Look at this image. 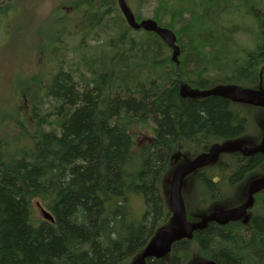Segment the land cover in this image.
I'll list each match as a JSON object with an SVG mask.
<instances>
[{
	"label": "trees",
	"instance_id": "1",
	"mask_svg": "<svg viewBox=\"0 0 264 264\" xmlns=\"http://www.w3.org/2000/svg\"><path fill=\"white\" fill-rule=\"evenodd\" d=\"M127 1L138 21L152 18L174 31L178 67L158 34L127 24L118 0H69L61 4L70 13L57 5L46 21L26 20L20 0H0V23L23 15L27 28L13 42L25 49L11 74L24 111H4L16 128L0 125V264H139L171 216L175 155L183 160L218 142L260 141L261 129L249 137L244 109L257 117L262 109L217 95L185 97L180 85L264 87V0ZM13 50L8 43L3 52ZM196 174L224 178L214 183V196L205 180L183 190L188 213L207 214L213 200L228 203V189L241 198L239 185L264 177V154H223ZM132 197L143 199L138 217ZM252 212L247 225L208 223L174 243L168 257L146 263L264 264V194Z\"/></svg>",
	"mask_w": 264,
	"mask_h": 264
},
{
	"label": "water",
	"instance_id": "2",
	"mask_svg": "<svg viewBox=\"0 0 264 264\" xmlns=\"http://www.w3.org/2000/svg\"><path fill=\"white\" fill-rule=\"evenodd\" d=\"M119 7L122 10L127 23L133 29H144L149 32L158 34L172 49V60L177 67L180 64L179 57L181 48L176 43V35L169 28L163 27L152 18H146L138 21L127 4L126 0H118ZM180 94L189 98H199L211 95H217L229 98L234 101H241L247 104L260 106L264 108V90H254L251 88L241 87L237 85H217L212 89L189 88L184 82L180 85ZM223 152H240L245 156H252L255 153L264 154V118L262 122V138L260 144L256 146H246L243 142L227 141L224 143H215L209 148L205 154L197 156L195 159L185 164H179L172 172L170 179V187L168 191V203L172 216L169 222L160 227L143 252L138 262L139 264H147V258H163L171 251L172 245L183 238H190L195 230L203 229L209 221L220 220L222 222L236 220L248 217V210L253 206L254 194L261 188H264V177L256 178L250 181L246 189V200L238 207L227 210H220L211 215L205 216L199 222H190L187 219L184 201L182 198L181 188L184 178L195 171L199 167L214 162ZM44 218L54 221V218L46 210H42ZM222 218V220L220 219ZM203 264H216L213 260Z\"/></svg>",
	"mask_w": 264,
	"mask_h": 264
},
{
	"label": "rangeland",
	"instance_id": "3",
	"mask_svg": "<svg viewBox=\"0 0 264 264\" xmlns=\"http://www.w3.org/2000/svg\"><path fill=\"white\" fill-rule=\"evenodd\" d=\"M8 1H16V0H8ZM22 3L19 4V6H23V9L19 10L20 12H24L27 13V16L25 17L26 20H28L29 18H35V17H42L41 20H47L48 17H51L52 13L54 12V10L56 9L57 5H61V7L63 6V11L65 13H70L71 9H68L67 7L69 5H65V4H61L64 2H68L69 0H20ZM258 4L260 5L261 2H258ZM144 8V7H143ZM141 9V12L144 14H148L149 12L151 13L150 8H144ZM136 7L133 8V10L135 11ZM10 18H12L13 20L10 21V23L12 24V22H16L13 23L10 26H7L5 21L2 22V24L0 23V41L1 38L4 41V45L1 44V48H0V75H3L5 78L0 77V125L4 127V129H9V121L6 120L5 116H4V111L8 110H13L14 107H17V109L19 108V110L23 109L21 112L24 111V103H23V99H19L16 95V91L14 92L12 89V72L15 71L16 69H19L21 62H22V58L24 57V49H25V44L23 43H18L17 45L13 44L14 40L18 37L19 35V30L20 29H24L26 28V24L22 23L25 19L23 18V15L21 16H17L16 15H10L7 19L9 20ZM27 29V28H26ZM248 36V35H247ZM243 39H246V37H242ZM38 37H36V41L37 43H39V41L37 40ZM242 41L248 45L251 46L254 44L253 41H251L250 43H248L246 40ZM29 42H34V40H30L28 39L26 41L27 45ZM2 43V42H0ZM9 43V46L14 47L13 52L9 54L8 56H6L3 52L6 44ZM91 44H98L99 42L96 41H90ZM101 43V42H100ZM15 83V82H14ZM19 83V82H18ZM245 111H248V116L249 118L247 119V123H248V128L250 130V138H253L255 136V134L258 132V130L260 129L259 127V122H258V118L257 115L259 114V112L255 109H244ZM260 111V110H259ZM262 112V111H261ZM20 117V116H19ZM13 128H16L15 123L13 122L12 124ZM239 197V194L236 190V188H232V189H228L226 194L223 196V200H225L226 202H230L232 199H236ZM134 199H137L139 197H132ZM141 199V198H140ZM138 200V201H137ZM137 200H132V207H134V216L138 217L139 215H141V213L143 212L144 206H143V199H141V203L139 204L138 202L140 201L139 199ZM224 203V202H223ZM38 215H40V211L37 210Z\"/></svg>",
	"mask_w": 264,
	"mask_h": 264
},
{
	"label": "flooded vegetation",
	"instance_id": "4",
	"mask_svg": "<svg viewBox=\"0 0 264 264\" xmlns=\"http://www.w3.org/2000/svg\"><path fill=\"white\" fill-rule=\"evenodd\" d=\"M212 86H214V84H212L211 86H209V87H207V88H210V87H212ZM209 97V96H208ZM201 98V97H200ZM264 111V110H263ZM264 113V112H263ZM258 121L260 122V118H258ZM209 148H210V146L206 149V150H204V152H207L208 150H209ZM221 155H223V154H221ZM221 155H220V157H221ZM214 163H219V160H217L216 162H213L212 164H214ZM211 165V164H210ZM198 170H200V169H198ZM187 179H188V181L186 182V184H185V190L186 191H188V192H191V190L192 189H194L195 188V186H194V184H197V183H199V181L200 180H205L206 181V184H211V185H209V186H207V189L208 190H210L211 192H212V195L214 196V191L216 192V193H220L219 192V187H216V186H214V183L216 184V183H218V182H220V181H222V180H224V178H223V176H209V177H203V178H201V177H198L197 176V174H196V176H193V175H189V176H187ZM233 179V177H231L230 178V181ZM251 179V178H250ZM250 179H247L246 181H245V184H241V185H239L238 187H237V189L238 190H240V193L242 192V197L241 198H238V200L236 201V202H230V203H222V204H218L219 202H215L214 203V200H213V203H212V205H211V209H210V211L209 212H207V214H195L194 212H190V213H188L189 214V218H190V220L191 221H193V222H195V221H199L200 219H202V217H204L205 215H211V214H213V213H215V212H218V211H220V210H227V209H231V208H234V207H237V206H240V205H242L244 202H245V199H244V194H245V192H246V187H247V183L249 182V180ZM208 180V181H207ZM194 193V192H193ZM192 193V194H193ZM222 193V192H221ZM260 194H262V196H263V194H264V188H262L261 189V191L260 192H258V193H256L255 194V201H254V204H253V206L248 210V212H249V217H243V218H240V219H236V220H230V221H226V222H222V221H220V220H212V221H209L208 223L210 224V223H213V225H215V226H218V227H220V228H223V227H231L233 224H238L239 226H241V225H243V224H248V223H245L246 221H247V219L249 220V222H250V220H252V217H253V215H254V213L252 212L253 211V207H254V205H255V203H257V196L258 195H260ZM215 204V205H214ZM186 207H187V205H186ZM221 220H222V218H220ZM209 224H207L204 228H206V227H208V225ZM214 262L216 263V264H218L216 261H215V259H214Z\"/></svg>",
	"mask_w": 264,
	"mask_h": 264
},
{
	"label": "bare ground",
	"instance_id": "5",
	"mask_svg": "<svg viewBox=\"0 0 264 264\" xmlns=\"http://www.w3.org/2000/svg\"><path fill=\"white\" fill-rule=\"evenodd\" d=\"M139 30V29H138ZM144 30V29H143Z\"/></svg>",
	"mask_w": 264,
	"mask_h": 264
}]
</instances>
